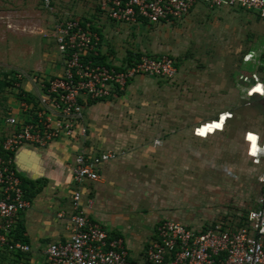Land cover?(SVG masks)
<instances>
[{
  "label": "rangeland",
  "instance_id": "obj_1",
  "mask_svg": "<svg viewBox=\"0 0 264 264\" xmlns=\"http://www.w3.org/2000/svg\"><path fill=\"white\" fill-rule=\"evenodd\" d=\"M50 1L51 7L48 8L45 0H0V81L4 79V73L11 71L26 76L32 73L49 77L61 75L63 64L55 27L63 18L90 19L94 26H102V31L108 25L109 28L113 26L111 20L98 11V0ZM177 22L137 29L117 23L113 28L127 31L130 37L138 36L140 39L134 42L135 37L131 38V45L150 46L147 54L157 56L153 53L157 50L178 62L181 74L176 81L160 78L158 81L174 100L176 97L183 100L182 96H185V107L190 110H194L192 99L193 96L197 98L199 91L214 95L229 92L231 88L234 93L238 91L243 95L245 85L242 77L256 71L244 67L246 54L254 52L251 61L264 54V20L244 10H211L207 6H197L192 14ZM149 30L150 37L145 35ZM119 45L116 48L121 50ZM258 73L264 77V71ZM204 80L210 84H205ZM212 81L216 87L211 86ZM197 83L201 84V89ZM21 85L29 87L27 79ZM154 87L148 84L146 98L152 99L151 95L156 93ZM18 91V88L11 87L0 89V121L13 106ZM212 101L205 100L202 104ZM202 108L198 107L197 111ZM256 110V106L250 107L249 115L252 116ZM230 117L223 114L214 121L221 124L216 132L223 130L225 118ZM88 122L95 124L90 119ZM10 131L9 127H4L0 138ZM133 135L131 133V139ZM117 152L123 155L125 151ZM165 154L162 150L147 152L144 156L152 157L153 165H147L145 170L144 167L137 168V178L146 180L142 201L139 196L141 181L138 180L135 189L138 196L127 197V202L118 204L116 212H103L105 217L113 220L104 222L109 226L106 228L122 236L130 249H146L157 225L164 220L196 229L211 225L237 227L243 217L257 207V200L264 189L260 181L264 162L255 165L245 155L243 143L231 140L230 134H217L205 142L189 139L185 149L169 152L168 158ZM161 158H167L169 164H160ZM0 264H11V261H1L0 258Z\"/></svg>",
  "mask_w": 264,
  "mask_h": 264
},
{
  "label": "built area",
  "instance_id": "obj_2",
  "mask_svg": "<svg viewBox=\"0 0 264 264\" xmlns=\"http://www.w3.org/2000/svg\"><path fill=\"white\" fill-rule=\"evenodd\" d=\"M46 7L51 1L45 0ZM211 9L244 10L253 12L264 20V0H101V13L112 21L123 24H150L178 21L185 18L196 6ZM63 72L58 76L17 73L21 82L27 79L29 87L25 97L30 101L15 99L17 109L9 108L8 115L0 121L10 133L2 142L4 155L0 156V253L7 250L28 253V244L14 238L21 213L31 207L26 198L22 178L15 166V155L26 146L46 148L60 140L84 142L90 128L85 108L90 102L111 99L122 92L137 76H152L174 80L178 67L169 55L143 54L137 61L119 65L98 64L101 39L91 30L90 23L83 27L77 19L63 18L55 27ZM248 54L246 59H250ZM252 78L258 82L256 75ZM243 76L244 82H251ZM19 94V91H18ZM29 95V96H26ZM232 116L231 114H227ZM221 117L223 116L220 115ZM227 118H225L224 124ZM209 126V125H208ZM254 164L264 162V136L255 135ZM123 154V153H122ZM120 152H78L71 174L77 188L71 194L69 216L70 237L48 245L46 264H264V189L257 207L249 213L247 225L230 229L214 225L196 229L176 221H161L140 259L133 258L125 241L101 223L90 218L81 188L87 182H99L98 168L103 163L117 160ZM260 181L264 184V174ZM62 212L58 218L65 217Z\"/></svg>",
  "mask_w": 264,
  "mask_h": 264
},
{
  "label": "crops",
  "instance_id": "obj_3",
  "mask_svg": "<svg viewBox=\"0 0 264 264\" xmlns=\"http://www.w3.org/2000/svg\"><path fill=\"white\" fill-rule=\"evenodd\" d=\"M194 9L190 12L191 14ZM111 22L113 26L109 28L110 25H108L103 31L102 26L95 25L100 30L98 35L101 39L102 54L106 56V64L119 65L130 57L133 58V61H137L139 59H137L138 54L140 56L147 54L146 50L151 49L148 45H137L135 47L133 44L131 45V38L135 37L133 42L140 38L136 35L130 37L131 35L127 31L124 32L119 28L114 29L113 27L118 22L112 20ZM174 23L178 22L169 21L159 24L141 22L125 25H131V27L137 29L141 26L161 24L165 26ZM150 34L149 30L145 35L150 37ZM126 40L130 43H126ZM117 45L120 46L121 50L116 48ZM153 53L154 55H161L163 52L154 50ZM253 53H249L252 55L249 60H245L244 67H250L251 71L254 69L256 71L244 75L250 78L256 75L258 82H255L253 78L249 83L242 81L245 85L243 95L239 94L238 91L234 93L231 88L229 92L224 94L217 92L214 95H207L206 92L201 93L199 91L196 94L198 95L197 98L193 96L192 99L194 110H190L185 107V96H182L183 100L177 97L174 100L168 94L167 88L158 81V77L137 76L128 83L121 94L117 93L109 100L100 101L85 108L86 122L90 128L89 137L85 142L83 140L77 142L60 140L53 142L46 148L29 146L21 148L15 155V166L20 171V176L34 182L41 181L45 183L41 191L30 200L31 207L21 213L19 218L26 228V236L30 240L28 245L31 248L28 252L29 259L23 258L20 264L28 262L31 264H46L48 245L69 239L71 194L77 188V185L73 183L71 168L78 152L85 151L97 154L119 150L126 152H123V155L117 160L99 166L98 173L101 176L99 182H87L81 186L84 191L85 203L88 199H92L94 202L92 208H87L90 218L107 228L109 226L104 222L113 220L105 217L103 212L108 213L112 210L116 212L118 204H121L122 201L127 202V197L133 194L138 196L135 190L138 180L141 181L142 187L139 194L141 201L145 198L146 180L138 179L136 175H138V167H144L145 170L147 165H153L152 157L144 156L147 152L162 150L164 154L166 152V156L169 152L172 153L173 150L185 149L186 142L189 139L196 140V142H205L217 134H230L231 140L243 143L245 155L253 161L250 154L251 142L247 139V136L249 133L264 136V77L258 73L264 71V54L259 59L256 60L255 58L251 61L254 57ZM255 62L258 64L256 65ZM180 74L181 70L178 67V75L170 81H176ZM204 83L210 84L208 80H204ZM214 83L211 86H215ZM148 84L156 86L154 87L156 93L151 95L152 99L145 97L147 96L145 94H148ZM197 85L200 86L201 84L197 83ZM257 87L261 88L260 92L253 91ZM198 89H201V86ZM178 96H181V94L179 93ZM205 100H213V103L202 104ZM12 103H14L12 108L17 109L18 106L15 101ZM150 103H152L151 106ZM217 104L220 105L217 108H206ZM253 105L257 107V110L250 116L249 108ZM179 106L181 108L176 109ZM198 107L203 108L197 111ZM88 109H91V111ZM222 114H231L232 116L227 118L223 130L216 132L217 128L211 126L216 124L214 121L220 119ZM88 119L94 121L95 124H90ZM210 127L211 130L209 131ZM202 130H204L203 135L200 134ZM0 131H3V127L0 128ZM112 131H114L113 136L110 135ZM131 133L134 134L132 139ZM167 158H161L160 164H169ZM62 212L66 215L60 219L58 215ZM228 228L235 229L236 227L228 226ZM126 246L131 256L136 259H140L146 250H138L135 246V249H130L127 244ZM135 251H138L137 255H134Z\"/></svg>",
  "mask_w": 264,
  "mask_h": 264
},
{
  "label": "trees",
  "instance_id": "obj_4",
  "mask_svg": "<svg viewBox=\"0 0 264 264\" xmlns=\"http://www.w3.org/2000/svg\"><path fill=\"white\" fill-rule=\"evenodd\" d=\"M98 1L100 2L101 0H98ZM99 2H98V8L97 9L101 13V10H100V7H99ZM67 18H72V19L79 20L81 22V24L83 25V27L86 26V23H90L91 30L94 31V32H97L98 34H100V30L93 25L92 20H90V19L80 18V17H76V16H68ZM94 19H96V17H94ZM144 22L146 24H148L147 21H144ZM100 47H101V43H100ZM130 56H132V55H130ZM137 56H138L137 57V59H138L142 55L140 56L138 54ZM151 56H153V55H151ZM135 59H136V57H135ZM105 60H106V56L105 55H101L100 57H98V58L95 59L96 63H98V64H106L105 63ZM132 61H133V58L131 59V57L128 58L127 60H125V62H127V63H131ZM176 66L177 67L179 66V64H178L177 61H176ZM3 75H4V79L2 81H0V89L10 88V87L11 88H17L16 87V84L21 82L20 80L17 79V73L16 72L11 71L10 73H4ZM122 92H119V94H121ZM26 96H29V95H26ZM18 97H19V99H24V100H27V101H30L32 99V97H30V96H29V98L25 97V90L23 88H19ZM105 100L106 99H104V100H98V101H95L94 100V101L90 102L89 105L96 104L97 102L105 101ZM7 115H8V112L6 113V116ZM5 139H6V136L5 135H2L1 138H0V156H3L4 155L3 150H2V142ZM21 178H22L23 189L25 191V196L29 200H31L32 198H34L41 191V189L44 187V183L45 182L44 183L41 182V181L34 182V181L28 180V179H26L24 177H21ZM39 186H41V187H39ZM250 211L247 213L246 216L243 217L241 223L236 228H239V227H242V226L247 225V222L249 220L248 217H249ZM211 226L213 227L214 225H211ZM206 228L207 227H205L204 229H206ZM224 228H228V226L227 225H224ZM26 233H27L26 232V228L24 227L23 223L19 220V222L17 224V227H16V229H15V231L13 233L14 234V238L16 240H18V241H21V242L25 243V244H30V240L26 236ZM114 235L115 236H120V235H118L115 232H114ZM28 256H29V253H15V252L7 251V250H5V251H3V252L0 253L1 261L8 260V261H11V264H20L21 263V260L23 258H25V259L28 260Z\"/></svg>",
  "mask_w": 264,
  "mask_h": 264
},
{
  "label": "snow or ice",
  "instance_id": "obj_5",
  "mask_svg": "<svg viewBox=\"0 0 264 264\" xmlns=\"http://www.w3.org/2000/svg\"><path fill=\"white\" fill-rule=\"evenodd\" d=\"M254 92H260L261 91V88L260 87H257L255 89H253ZM211 127H215V128H219L221 127V124L220 123H217ZM211 127L208 129L209 131L211 130ZM201 135L204 134V130H202L200 132ZM247 139L252 143V154L255 155L256 154V151H257V148H256V144H257V140H258V137L255 136L254 134L252 133H249L248 136H247Z\"/></svg>",
  "mask_w": 264,
  "mask_h": 264
},
{
  "label": "water",
  "instance_id": "obj_6",
  "mask_svg": "<svg viewBox=\"0 0 264 264\" xmlns=\"http://www.w3.org/2000/svg\"><path fill=\"white\" fill-rule=\"evenodd\" d=\"M17 169V171L20 173V171L18 170V168H16Z\"/></svg>",
  "mask_w": 264,
  "mask_h": 264
}]
</instances>
